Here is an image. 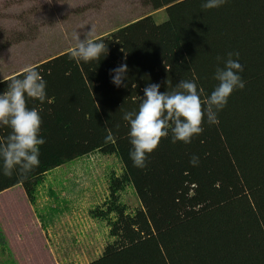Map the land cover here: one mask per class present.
<instances>
[{
    "label": "trees",
    "instance_id": "16d2710c",
    "mask_svg": "<svg viewBox=\"0 0 264 264\" xmlns=\"http://www.w3.org/2000/svg\"><path fill=\"white\" fill-rule=\"evenodd\" d=\"M145 2L163 8L166 19L146 15L99 37L108 52L98 62L66 51L36 64L50 100L27 101L42 117L40 165L26 176L0 174V192L20 185L33 205L51 170L93 152L111 155L120 174L111 170V198L90 213L107 221L113 239L86 264H264V0H227L214 9L202 8L203 0ZM228 52H239L246 83L229 96L219 123L202 122L189 144L162 137L146 167H134L123 112L138 109L152 82L171 91L195 79L205 99L217 83L216 58ZM121 63L127 80L117 87L109 69ZM23 72L0 81V92ZM10 131L0 127V141ZM126 186L140 204L132 212L117 199Z\"/></svg>",
    "mask_w": 264,
    "mask_h": 264
},
{
    "label": "rangeland",
    "instance_id": "374dc122",
    "mask_svg": "<svg viewBox=\"0 0 264 264\" xmlns=\"http://www.w3.org/2000/svg\"><path fill=\"white\" fill-rule=\"evenodd\" d=\"M146 15L156 23L166 19L163 8L154 10L145 0H0V81L69 51L74 31L97 39ZM111 170L120 174L117 158L93 152L48 172L33 205L20 185L0 192V264L98 258L113 238L107 221L90 210L111 198ZM117 199L127 212L140 206L130 186Z\"/></svg>",
    "mask_w": 264,
    "mask_h": 264
},
{
    "label": "clouds",
    "instance_id": "9594fccd",
    "mask_svg": "<svg viewBox=\"0 0 264 264\" xmlns=\"http://www.w3.org/2000/svg\"><path fill=\"white\" fill-rule=\"evenodd\" d=\"M227 0H203L202 8L214 9ZM71 39L75 42L68 55L73 60L98 62L107 55L103 39H91L74 31ZM239 52H228L226 57H217L212 78L217 82L205 99L204 90L195 79H183L171 91H159L160 82L148 83L138 109L124 111L122 119L127 122L131 148L129 159L136 168L144 169L148 155L157 147L162 137H169L172 143L192 142L203 132L202 122L219 123L218 113L226 106L229 96L235 90L245 87L241 73L244 71ZM235 57V58H234ZM39 66L26 67L22 78L13 77L7 90L0 92V127L11 131L0 141V174L11 177L14 171L26 176L40 165V146L45 138L40 134L42 117L40 110L28 107V99L41 105L50 102L47 95V81L38 70ZM128 66L121 63L109 69L111 82L123 86L127 80ZM112 134L105 139L111 141ZM189 163L196 166L199 157L192 155Z\"/></svg>",
    "mask_w": 264,
    "mask_h": 264
}]
</instances>
